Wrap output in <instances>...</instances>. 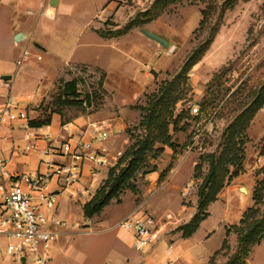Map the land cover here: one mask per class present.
<instances>
[{
	"label": "rangeland",
	"instance_id": "rangeland-1",
	"mask_svg": "<svg viewBox=\"0 0 264 264\" xmlns=\"http://www.w3.org/2000/svg\"><path fill=\"white\" fill-rule=\"evenodd\" d=\"M225 1L229 3L223 14L217 11L201 24L207 0H122L119 6L123 10L117 16L94 19L91 27L98 36L87 28L92 17L78 14L41 21L45 24L36 31V39L55 45L59 50L57 60H63L70 53L74 59L108 68V63L120 57L113 55L107 48L111 47L106 44L109 42L101 38L118 42L122 50L151 43L147 51L153 57L149 60L150 67L145 63L143 72L149 73L152 80L137 99L122 108L100 87L104 71L73 63L66 65L67 75L41 71L45 55L42 53V60H38L39 51L27 46L35 41L32 35L19 42L23 46L11 48L5 28L8 20L2 21L0 71L9 66L29 68L20 92L39 85L36 90L24 91L34 96L27 105L31 118L42 116L45 107L53 103L62 77L64 80L77 78L81 95L94 97L85 115H92L95 121L118 116L125 123L114 153L110 154L111 166L100 175L90 198L77 199L70 210L76 221L70 223L67 214L61 210L58 213L65 226L60 229L57 240L61 239L68 247V256L62 264L118 261L120 250L113 241L120 229L116 224L128 212L137 216L153 215L161 221V231L174 227V232H182L187 223L181 206L192 207L195 203L197 208L199 202L217 199L218 193L236 177L248 180L253 199L254 190L264 181V106L260 108V100L254 103L264 84V0H216V3L222 5ZM24 14L23 10H17L9 21L17 25ZM146 33L161 37L168 45L165 47ZM26 49L27 58L19 64ZM196 49L200 54L198 61L185 70L186 61ZM250 106L249 113L241 117ZM79 115L81 110L68 107L60 116L62 121H72ZM211 124L214 131L209 132L206 128ZM198 135L200 138L195 143ZM136 150L141 157L138 171L125 183L118 198L104 208L103 214L94 216L97 220L106 219L93 224L82 218L80 206L102 189L112 171L117 174L126 168L137 157ZM200 192H205V198L199 201ZM64 200L62 210L67 208ZM251 207L257 210L254 218L260 219L264 215V198L257 206L253 200ZM203 214L202 209L200 215ZM110 226L113 227L108 230ZM64 230L69 233L66 238L60 236ZM92 231L95 232L88 233ZM215 238L207 246H214ZM5 245L0 237V264H11ZM168 245L161 239L143 264H165ZM149 249L151 246L138 252L125 247L124 252L140 257ZM232 250L226 242L222 254L228 255ZM262 259L263 252L255 249L254 264H260Z\"/></svg>",
	"mask_w": 264,
	"mask_h": 264
},
{
	"label": "crops",
	"instance_id": "crops-1",
	"mask_svg": "<svg viewBox=\"0 0 264 264\" xmlns=\"http://www.w3.org/2000/svg\"><path fill=\"white\" fill-rule=\"evenodd\" d=\"M122 0H0V25L2 21L7 18L8 22L5 23L7 36L10 41L11 48L17 49L21 45L19 42L23 39H27L28 36L32 35L33 40L39 44L43 51H39L45 55V62L41 71L47 70L51 74L56 76H63L66 74V65L73 63L74 65L87 66L92 65V68L98 71H104L105 78L103 80V89L106 93L112 97V102L119 108L125 107L131 104L137 99L143 90L146 89L148 82L152 80L149 73L143 72V68L147 64L150 67L149 60L153 57L148 48H151V43H144L143 46H134L129 50H122L118 42L111 41V39H104L103 42L111 47H107L113 51V55L119 56V60H113L112 63H108L106 68L103 64L88 62L87 60L74 59L72 54H67V57L63 60H57V54L59 52L55 45H49L48 41L36 39L35 33L39 27L44 24L41 22L52 21L58 16L68 17L73 15H81L89 17L92 20L87 23V28L97 35L96 32L92 31L91 24L95 18L99 17H111L117 16L122 12V6H119V2ZM23 10L25 12L19 18L18 24H14L13 21H9L10 17H14L15 11ZM21 35L20 40H16L18 35ZM98 36V35H97ZM32 45V44H31ZM25 47V46H24ZM19 57V56H18ZM17 57V59H18ZM53 58V61H49ZM16 59V62H17ZM0 60V64H1ZM110 62V61H109ZM146 63V64H145ZM17 65V64H16ZM10 67V66H9ZM4 68L0 71V103L12 99L17 101L22 106L28 105L26 100L25 90H36L39 85H32L29 88L24 89L20 92L21 83L27 79L30 73L29 68H19L15 66L13 68ZM44 72V71H43ZM9 75V80H2V76ZM62 79V77H60ZM144 82V84H143ZM92 115H79L72 121H62L59 114L54 113L52 115L51 124L43 126L41 128H26L21 124L14 125L12 128L0 129V157L10 156L11 161L8 165V169L12 174L21 173H35L37 171H44L46 169L43 161L49 159H56L59 162L65 161L63 157L43 156L42 150L46 147L43 138L48 135L55 139L54 146H58L62 142V138L65 137L64 131L62 130V124L68 123V128L74 133V140L79 137H87L90 132L89 124L93 122ZM109 126V137L102 144L109 152V155L114 153L117 139L125 129V123L122 118L118 116L109 117L104 120ZM29 133L32 137L40 139L38 145L40 151L37 153L22 154L19 153L20 149L25 144L24 136ZM110 155V156H111ZM106 169L101 170L97 175V180L100 175ZM243 176L236 177L229 186H225L217 196V199L211 202L207 207L208 216L200 223L197 230L189 237H183L182 232H174V227H165L159 235L156 243L151 245V249L147 250L140 257L134 256L133 253L124 252L125 247L134 248L133 246V235L131 232L126 231L122 228L119 229V233L115 235L113 241L116 243V247L120 250L118 255V261L106 262L105 264H143L147 261V256L152 252L161 239H165L169 245L166 249L165 264H224L228 261L229 257L235 253L238 247V235L231 228L238 226L243 217L245 211L253 205L251 187L248 185V180L241 179ZM96 186V185H95ZM244 188L246 192H242L241 188ZM67 204V208L62 210L63 199ZM77 198H68L67 196L61 197L59 212L67 214V219L70 223L75 222V217L70 214V210L75 207ZM191 207L182 205L181 213L184 214L185 222L188 223L193 218L197 211L195 203ZM82 212V206L79 208ZM104 212V211H103ZM102 212V214H103ZM63 215V214H62ZM130 215L129 212L124 215L116 224H118L126 217ZM90 220L93 224H97L106 218ZM113 226H110L108 230H111ZM119 228V227H118ZM218 231V234L215 235ZM95 231L88 232L94 233ZM69 235L68 231H61L60 236L65 238ZM216 236V238L214 237ZM3 238V237H1ZM215 238L216 243L214 246H207V243L211 239ZM5 243L7 241L5 238ZM227 241L233 249L230 254H222V246ZM5 245V246H6ZM171 247L170 252L168 249ZM263 252V259L260 264H264V240L254 246L249 253V256L245 259V264H254V251L259 249ZM138 252L137 249H135ZM7 252V251H6ZM121 253V254H120ZM8 254V253H7ZM68 256V247L65 242L58 239L51 248L50 259L46 264H62L64 257ZM7 260L11 264H17L13 260L12 255L8 254Z\"/></svg>",
	"mask_w": 264,
	"mask_h": 264
},
{
	"label": "built area",
	"instance_id": "built-area-1",
	"mask_svg": "<svg viewBox=\"0 0 264 264\" xmlns=\"http://www.w3.org/2000/svg\"><path fill=\"white\" fill-rule=\"evenodd\" d=\"M27 55L26 49L18 63L21 64ZM37 59L42 60L41 52ZM26 100L31 102L34 96L27 94ZM194 110L197 112V109ZM30 119L27 105L22 106L12 99L0 103V129L12 128L17 124L29 128ZM89 126L87 137L74 140L68 123L62 124L65 137L58 146L53 145L55 139L48 135L41 138L47 143L41 151L43 156L65 158L63 162L54 158L44 160V171L14 175L8 169L11 157H0V237L7 241V253L23 258V264L48 262L52 245L57 241L60 229L65 226V221L58 216L61 197L89 199L98 181L97 175L111 166V156L102 145L109 137L108 124L93 121ZM206 129L214 131V125ZM199 138L200 135L195 138V143ZM39 140L27 133L19 153L39 152ZM166 218L169 220L171 216ZM160 222L150 214H131L118 227L131 232L134 248L142 251L156 243L161 234Z\"/></svg>",
	"mask_w": 264,
	"mask_h": 264
},
{
	"label": "trees",
	"instance_id": "trees-1",
	"mask_svg": "<svg viewBox=\"0 0 264 264\" xmlns=\"http://www.w3.org/2000/svg\"><path fill=\"white\" fill-rule=\"evenodd\" d=\"M207 2L208 3L206 7L202 10L203 20L201 24H205L208 18L212 14H215L217 11L223 14L228 8L227 5L229 3V1H225L222 3V5H218L216 3V0H207ZM192 54L193 55L185 63V70H188L190 69V67L195 65L200 57V54H198V49L194 50ZM101 80L102 81L100 82V87L103 88V78ZM79 83L80 81L77 78H73L71 80L61 79L60 85L58 87V93L53 103H49L48 106L45 107V111L43 112L42 116H40L39 118H31L29 120V126L33 128L48 126L51 124L52 115L54 113L61 115L63 110L68 107L77 108L81 110V113L83 115H85L86 111L91 106L92 99L94 97H91V95L88 94L82 96L79 91ZM259 100L261 108L264 106V84L260 87V94L258 95L254 103L257 104ZM84 104H86V106H84ZM251 108L252 107L250 106L245 109V111L240 116H245V114L249 113V110ZM241 117L238 118V120H240ZM241 126L242 124H237V127ZM134 153L137 155L140 152L136 150ZM139 158L141 157H138L137 155V157L132 159L127 167L122 169L119 173L116 174L113 171L110 173L109 179L102 187V189L98 191L90 201L83 204L82 210L84 218L91 219L94 216L100 214L104 210V208L109 205L112 199L118 198L123 190V187L125 186V183L130 180L138 171ZM263 193L264 181L261 182L253 192V200L256 206L261 204L264 198ZM201 198L202 200H204L205 192H200L199 201L201 200ZM215 200L216 197L208 202H199L197 207L198 212L193 216L190 222L185 225L184 229H181L183 237H189L197 230L200 223L208 216V205ZM202 209L204 214L201 216L200 212L202 211ZM256 213L257 210L255 207L248 208L243 214L240 224L238 226L231 227L238 235V247L237 251L232 254L229 257L228 261L224 264H245V259L247 258L249 249L253 245H258L264 240V215L260 219H255L254 215ZM226 242L227 241L224 242L222 250L224 249Z\"/></svg>",
	"mask_w": 264,
	"mask_h": 264
},
{
	"label": "water",
	"instance_id": "water-1",
	"mask_svg": "<svg viewBox=\"0 0 264 264\" xmlns=\"http://www.w3.org/2000/svg\"><path fill=\"white\" fill-rule=\"evenodd\" d=\"M150 38H152V39H155L157 42H159V43H161V44H163L165 47L168 45V42L166 41V40H164V39H162L161 37H158L157 35H155V34H153V33H146ZM20 37H21V35L19 34L18 36H17V38H16V40H20ZM32 44V46L34 47V48H36L38 51H43V48L39 45V44H37V43H35V42H32L31 43ZM11 77L9 76V75H4V76H2V80H9ZM241 191L242 192H246V190L242 187L241 188ZM12 258H13V260L14 261H17L19 264H23V262H24V259L23 258H18L15 254L14 255H12Z\"/></svg>",
	"mask_w": 264,
	"mask_h": 264
}]
</instances>
